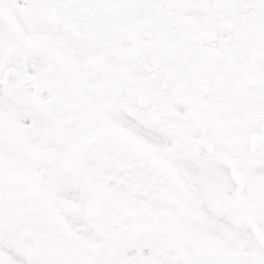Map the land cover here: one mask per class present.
Masks as SVG:
<instances>
[{"label":"snow or ice","instance_id":"1","mask_svg":"<svg viewBox=\"0 0 264 264\" xmlns=\"http://www.w3.org/2000/svg\"><path fill=\"white\" fill-rule=\"evenodd\" d=\"M0 264H264V0H0Z\"/></svg>","mask_w":264,"mask_h":264}]
</instances>
